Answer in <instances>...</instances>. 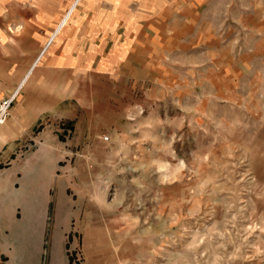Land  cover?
<instances>
[{
  "label": "rangeland",
  "instance_id": "1",
  "mask_svg": "<svg viewBox=\"0 0 264 264\" xmlns=\"http://www.w3.org/2000/svg\"><path fill=\"white\" fill-rule=\"evenodd\" d=\"M73 1L0 0V71L62 97L0 96V264H264V0Z\"/></svg>",
  "mask_w": 264,
  "mask_h": 264
},
{
  "label": "crops",
  "instance_id": "2",
  "mask_svg": "<svg viewBox=\"0 0 264 264\" xmlns=\"http://www.w3.org/2000/svg\"><path fill=\"white\" fill-rule=\"evenodd\" d=\"M76 1L77 0L73 1L72 3L73 5L66 12L67 16L72 11ZM62 21L57 26L56 31H52L50 39L45 43L43 47L45 51H47V49L50 47L52 38L55 35H57L58 30L66 22L65 21L61 25ZM37 63L38 62L37 60H35V58H33V60L30 62L28 60V56L24 55L22 60L19 61V64L18 63L14 64L10 68L6 69L5 71H2V72L0 71V96H5V94H8L13 88L18 86L14 90L16 95L20 93V96L17 100L16 106L13 111V114L16 118L23 117V118L35 119L38 116L44 114L47 109H50V107L55 105L56 101L62 99V97L59 96V94L57 95L58 97L55 96V94L53 93V89L49 90L46 87L49 82H52L51 78H52L53 72L51 69H49V72H50L49 76L46 75L48 73L47 67L49 64L43 63L41 64L42 67H40L38 66ZM51 65L54 66L53 67L54 70L55 69L57 70L60 67V71L62 69H65V71H67V68H68L67 62L64 59H60L58 62L51 63ZM57 65H60V66H57ZM4 133H5L4 131L0 132V143H2L6 138ZM3 145L4 144L2 143L0 149L3 147ZM33 171L34 172L31 173V175H29L30 176L29 180L32 182V187H33L34 192L30 196H27V200H24V202L27 203V207H29L28 209L29 212H34L35 210H39L38 211L39 213L40 210L44 209V194L45 193L43 191L47 187V184H45V181H47L49 177L44 176L42 166H39L38 169L34 168ZM45 178H47V180ZM10 181H11V178L9 176L8 177L0 176V186L2 185L6 186L8 185ZM38 186H39V190H38ZM39 192H41L40 196H39ZM10 199L4 198V200H0V208L6 209V206H8L11 202ZM0 212L1 214H3L1 210ZM35 247H36V251L38 252L39 244L36 243Z\"/></svg>",
  "mask_w": 264,
  "mask_h": 264
},
{
  "label": "built area",
  "instance_id": "3",
  "mask_svg": "<svg viewBox=\"0 0 264 264\" xmlns=\"http://www.w3.org/2000/svg\"><path fill=\"white\" fill-rule=\"evenodd\" d=\"M14 99V98H13ZM12 98H9V99H6V101H3L1 104H0V119L1 117L3 118V120L6 119V110L8 108V106L10 105V103L13 101ZM4 107V108H3ZM103 139L104 140H108V136L107 135H104L103 136Z\"/></svg>",
  "mask_w": 264,
  "mask_h": 264
},
{
  "label": "bare ground",
  "instance_id": "4",
  "mask_svg": "<svg viewBox=\"0 0 264 264\" xmlns=\"http://www.w3.org/2000/svg\"><path fill=\"white\" fill-rule=\"evenodd\" d=\"M64 21H65V19H64ZM13 95H16V93L14 92ZM10 98H12V97H10ZM12 99H13V98H12ZM3 108H4V107H3ZM4 121H5V120H3V118L1 117V119H0V124H3Z\"/></svg>",
  "mask_w": 264,
  "mask_h": 264
}]
</instances>
